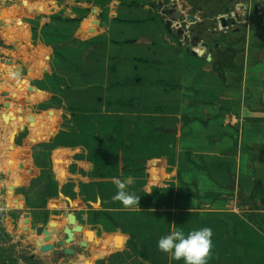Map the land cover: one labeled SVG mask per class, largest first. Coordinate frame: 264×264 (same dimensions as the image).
Returning a JSON list of instances; mask_svg holds the SVG:
<instances>
[{
	"label": "crops",
	"instance_id": "obj_1",
	"mask_svg": "<svg viewBox=\"0 0 264 264\" xmlns=\"http://www.w3.org/2000/svg\"><path fill=\"white\" fill-rule=\"evenodd\" d=\"M225 1L188 0V8L183 12L193 15L196 21L176 20L167 27L171 16L158 13V3L154 0H0V105L4 104L0 111V176L4 173L3 166L12 159L18 148L22 151L29 150L28 136L38 138L39 135L46 136L47 132L51 136V132H56V127H52L54 123H51V116L60 117L50 111L45 116L38 115L33 107L42 101H48V98L41 100L39 96H36V102L27 111L22 112L21 104L28 89L24 87L20 91V83L30 81L37 89L52 93L59 84L55 76L56 68L71 64L73 56L78 58L79 64L84 65L94 52L102 56L108 55L112 60L111 72L115 76L122 58L119 60L117 55L106 51L101 39L106 36L108 45H135L139 38L121 37L126 32H139V37L144 38L145 44L153 47L152 59L134 57L135 61L142 58L155 62L146 65H150L156 72L166 73L169 64L177 66L175 69L179 71L177 79L175 78L177 83L171 75H167L168 78L161 75L160 79L151 82L161 85L165 93L182 91L178 114L180 125L175 146L178 184L173 212L183 215L196 212H237L238 202L232 198L235 191L228 185L230 179L226 184L223 182V185L214 179V184L209 181L208 188L201 185L203 181L200 178H204L201 172L203 162L209 163L211 167L216 164L227 165L231 177L227 171L216 168L210 169L208 174L211 178L236 179V191L239 186L244 188L248 183L247 187L252 192L254 182H257L261 186L257 197L263 202L264 69H257V66L264 60V24L255 16L248 29L234 30L229 34H223L220 30L219 33H214L212 26L215 27V18L223 13ZM174 2L166 0L169 5L173 3L176 4L175 7H182L176 0ZM197 23H205L209 28L203 32L199 42L190 45L187 39L188 26L192 27ZM203 42L208 44L210 60L208 54L194 51L195 47L201 50ZM67 50L72 60L66 55ZM185 54L195 56L197 61H187ZM7 60H12V63ZM102 60L101 57L100 63ZM135 61L131 63L134 64ZM136 78L141 77L135 76L128 81ZM159 82L177 84L180 87L166 92L164 84ZM14 90H19L20 97L13 101L11 99L8 109L5 102L9 99L5 95ZM219 92L223 95L221 99L215 98L216 101L214 94ZM10 111L18 112L25 120L20 122L13 119ZM34 114L50 118L49 124L37 121V118L34 123H30L29 118ZM183 116L193 120L184 124ZM22 123L27 128V137L23 142L19 138V126ZM66 125L65 122L61 123L59 129L64 126L67 128ZM50 136L44 141L50 142ZM236 140L238 145L235 148ZM83 165L87 171L89 165L85 162ZM71 176H77L82 184L88 182V177L84 174ZM6 178L21 177L11 175ZM22 178H27L24 173ZM11 183L14 184V181ZM1 186L5 188L9 184L3 185L0 180ZM75 190L78 192L79 186ZM32 195L28 194L22 201V209L8 207V203L2 205L7 209L1 222L5 241H0V253L7 259L22 262L23 258L31 257L38 260L39 264H139V259L129 248L117 247L114 241L111 244H98V238L112 236L114 231L110 235H102L95 222L87 221V211H71L64 208L66 204L63 202L61 206L64 207L60 208L57 205L60 200L57 202L55 198H48L45 207L24 203ZM218 195L222 197L217 199ZM2 198L4 196L0 195V200ZM65 201L69 202V198H65ZM261 212L264 213L263 207ZM44 214H49V217ZM69 214L75 216V221L70 220ZM51 222L55 224L50 225ZM38 226H44L49 233L39 234L36 230ZM87 231L94 233L93 239H89ZM67 232L72 233L69 241ZM122 238L128 240L123 236ZM152 241L151 235L144 240L136 236L134 238L138 250L147 248L149 252L152 251ZM47 245L52 248L43 250ZM120 253L126 255L125 259H118ZM130 254L131 259L138 263L128 259ZM208 257L212 259L216 254Z\"/></svg>",
	"mask_w": 264,
	"mask_h": 264
},
{
	"label": "rangeland",
	"instance_id": "obj_2",
	"mask_svg": "<svg viewBox=\"0 0 264 264\" xmlns=\"http://www.w3.org/2000/svg\"><path fill=\"white\" fill-rule=\"evenodd\" d=\"M139 36H141L139 32H126L121 37L139 38L135 45H108L105 40L106 36L101 39L106 51H109L111 55H117L119 60L122 58L121 65L117 66L115 76L111 72L112 60L108 58V55L102 56L100 53L94 52L88 63L84 65L79 64L78 58L75 59L73 56L71 64H64L63 67L56 68L55 76L58 78L59 84L52 93H45L37 89L30 81L20 83V91L24 90V87L28 89L21 104L22 112L27 111L30 105L36 102V96H39L41 100L48 98V101H42L35 105L33 110L37 111L38 115L45 116L50 111L60 117L51 116V123H54L52 127H56V132L54 134L51 132V136L47 132L46 136L27 137V133H25L27 128L23 123L20 124L21 137L19 136V138L23 142L27 137L29 150L22 151L18 148L12 155V159L6 166H3L4 173L1 174L0 180L3 185L9 184V186L0 187L2 188L0 195L4 196L0 200V204L7 205L6 203H8V207L22 209L24 208L22 201L32 193V198L25 200L24 203L28 202L30 206L45 207L48 198H55L54 200L57 202L60 200L57 204L58 207L61 206V202L66 204H63L66 207L61 206L60 208L64 207L71 211L81 209L83 212L87 211V221L95 222L104 236L115 231V225L105 216L95 219L93 212L96 208L97 210L99 208L106 210L107 213L111 212L116 223L126 228L122 232L124 238L129 239L133 233L140 240H144V233L151 235L154 264H184L183 260H173L167 254L160 252L157 249V241L173 230L182 229L187 233L191 229L202 227L212 229V248L209 256L216 254V257L212 259L207 258V264H238L236 259L242 260L245 264L255 262L256 257H261L264 253V217L257 216L261 209L259 211L256 209L258 206L264 208V201L262 202L258 197L253 198L255 204L250 201L249 197L252 195L247 187L248 183L244 188L239 186L237 191L236 188L233 189L235 191L233 199L238 202L236 213L196 212L183 215L173 212L178 184L175 170V146L180 125L178 114L182 91L174 90L165 93L161 85L151 82L160 79L161 75H171V78H174L173 80L177 83L176 76L179 71L177 72L175 69L177 66L169 64L166 73L156 72L150 65L135 61L134 57L151 58L153 51V47L146 45L144 38ZM187 39L191 45L193 43L192 35ZM194 49L195 52L200 53L199 48L195 47ZM66 55L71 59L68 50ZM101 57L103 62L100 63ZM187 58V61L190 62L197 61V58L190 54L187 55ZM124 59H130L132 63L133 61L135 63L123 61ZM150 63L152 64L151 60ZM257 69H264V60L261 65L257 66ZM135 76L141 77L142 80L136 82L135 79H132L127 82L129 78ZM125 81L127 84H122ZM25 84L27 86H23ZM19 90H14L12 93L6 92L5 98L9 100L5 103L8 104V109L11 99V101L19 99ZM214 95L216 96L214 100L218 97L221 99L223 93L219 92ZM3 106L4 104L0 105V111ZM10 112L13 119L20 122L25 120L18 112V115ZM36 118L37 121L41 120L44 124H49L50 118H42L35 114L31 115L29 122L34 123ZM64 122L67 123V128L64 126L59 129V125ZM62 130L68 132L65 139L67 144L50 147V142L53 143L57 137L59 139ZM110 131L116 132L114 136L120 135L122 141L113 144L107 141L106 133ZM132 133H136V140L132 141L130 136ZM48 136L51 137L50 142L44 141V139L48 140L46 139ZM92 141L97 142L92 146L89 144ZM130 143L131 147L128 145ZM97 149L99 151H96L98 153L93 160L90 153ZM105 150L106 153H104ZM112 152L118 156L117 166L121 168L124 161L129 159L133 166L138 167L137 171L101 178L95 176V168L110 165L109 159H105L104 164H102V160L106 154L109 156ZM84 162L89 165L87 171L84 170ZM201 172L204 176V178H200V181H203L201 185L207 188L210 186L209 181L213 183L215 180L223 185V182L226 184L231 179L213 178V180L207 171L202 169ZM23 173L27 178H22ZM72 174H84L85 177H88V182L82 184L79 178L72 177ZM6 175L9 177L20 175L21 178H6ZM114 178L125 182L131 178L133 183L128 186L127 190L137 197L139 203L126 207L114 200L113 196L116 191L113 183ZM12 181L15 185L11 183ZM232 183L229 182L228 185L231 186ZM78 186L80 190L77 192L75 189ZM253 186L255 188L257 182H254ZM145 193L156 195L155 197L158 199L150 198V205L158 206L157 208L147 207L149 205L143 196ZM67 197L69 202L65 201ZM195 205H197L196 202ZM132 210H144L147 213L138 215L141 212L134 213ZM124 211H128V213ZM44 216L49 217V214H44ZM137 229L138 231H135ZM250 230L258 231V235L256 236ZM90 234L91 231H87V235ZM250 242L254 246L250 245ZM125 256V254L118 255V259H125ZM131 258L130 254L128 259L134 262V259ZM134 263H138V261L136 260Z\"/></svg>",
	"mask_w": 264,
	"mask_h": 264
},
{
	"label": "trees",
	"instance_id": "obj_3",
	"mask_svg": "<svg viewBox=\"0 0 264 264\" xmlns=\"http://www.w3.org/2000/svg\"><path fill=\"white\" fill-rule=\"evenodd\" d=\"M69 20H71V19H69ZM209 27L204 23V24H197V26L194 28V31H193V36H192V42L193 43H196V42H199L200 40H201V38L203 37V32L205 31V30H207ZM264 46V45H263ZM139 61L140 62H142V63H145V64H147V63H150V60H148V59H142V58H140L139 59ZM152 63H155V62H152ZM142 79L141 78H136L135 79V81L136 82H140ZM127 82H129V81H127ZM127 82L125 81V82H123L122 84H127ZM159 83H163L164 84V90L166 91V92H170V91H172V90H174V89H177V88H179L180 86L179 85H177V84H173V85H169V84H167L166 82L164 83V82H159ZM124 103H126V104H130L129 102H124ZM124 103H122V104H124ZM231 113V112H230ZM182 120L184 121V124H188L189 122H191L193 119L192 118H189V117H187V116H183L182 117ZM67 126V125H66ZM114 133H116L115 131H110V132H108V133H106V138H107V141H110L112 144L114 143V142H121L122 141V139H121V136L119 135V136H114ZM68 136V132H67V130H62V131H60V135H59V139H58V137L53 141V143H50L49 145H50V147H55L56 145H58V144H67V142H65V139H66V137ZM130 136H131V139H132V141L133 140H136V133H132V134H130ZM97 142V141H96ZM96 142H94V141H92V142H90L89 144H91L92 146L94 145V143H96ZM136 143V142H135ZM236 144H235V148L237 147V145H238V140H236V142H235ZM128 145H130V147H131V143L130 144H128ZM92 151V150H91ZM96 151H99L98 149L97 150H93L91 153H90V155H91V159H93V160H95V156L97 155V153L98 152H96ZM94 153H96V154H94ZM104 153H106V150L104 151ZM105 159H109V163H110V165L109 166H104V165H102V166H98L97 168H95V172H94V175L95 176H97L98 178H101V177H105V176H111V175H120V174H124V173H133V172H135V171H137L136 170V168H138V167H136V166H133V164H132V161L131 160H125L124 161V163L122 164V167L120 168L119 166H117V160H118V156H117V154H114L113 152L112 153H110V155L108 156L107 154L104 156V158H103V160H102V164H104L105 163ZM201 168L204 170V171H207V172H210V169H212V168H216V169H218V170H225V171H227V173L230 175V177L232 176L231 174H230V170H229V167L227 166V165H220V164H216L215 166H213V167H211V165L209 164V163H207V162H203L202 163V165H201ZM133 169H135L134 171H133ZM213 179V178H212ZM231 182H233L232 184H231V186H230V188H232V189H235L236 187H235V182L233 181V178H231L230 179V183ZM260 192H261V186L257 183V186L253 189V191L251 192V194L250 195H252V196H250L249 197V199H250V201H253V203H254V200H253V198L254 197H257V195H259L260 194ZM144 196V198H145V200H146V202L148 203V205L149 206H147V207H149V208H157L158 206H155V205H150V198L152 199V200H157L158 198L157 197H155L156 195H150V194H146L145 193V195H143ZM154 196V197H153ZM222 197V195H218L217 196V199H219V198H221ZM232 198H233V195H232ZM255 204V203H254ZM258 206V205H257ZM112 207H115V206H112ZM104 208H105V206H104ZM256 209L259 211L260 209H261V206L259 207H256ZM125 213H128V211H124ZM130 212V211H129ZM132 212H134V213H137V212H141V213H139L138 215H145L147 212H144V210L143 211H135V210H132ZM73 215V214H72ZM93 215L95 216L94 218L96 219H99V218H101V217H103V216H105V217H107L108 218V220L110 221V222H113L114 223V225H115V231H114V233L112 234V236H108L107 238H104V237H102V238H98V244L100 243H106V244H111V242H113L114 241V245L115 246H117V247H126V248H129L131 251H132V253L134 254V255H136V257L139 259V264H154L153 263V251H151V252H149L148 250H147V248H144V249H142V250H138L137 249V247H136V243L134 242V238H135V236L137 237V235H135V234H133L132 233V235L130 236V238L127 240V241H125L123 238H122V232L126 229L123 225H121V224H118V223H116L115 221H114V219L112 218V214H111V212H106V210H95L94 212H93ZM108 215H110V216H108ZM257 216H262V214H261V212L257 215ZM73 221H75V216H73V220H72V222ZM236 227L238 228V225H236ZM251 229V228H250ZM137 231H138V229H137ZM250 231H253L254 233H255V235L257 236L258 235V231H255V230H250ZM93 235H94V233L93 232H91V234L90 235H88L89 236V238L91 239L92 237H93ZM144 235H145V237H147L148 238V235L149 234H146V233H144ZM250 245H252V246H254L253 244H252V242H250ZM258 254V253H257ZM254 257V256H253ZM255 258V257H254ZM31 260H33V259H31ZM256 261L255 262H251L250 264H264V253H263V256H261V257H256V259H255ZM260 260V261H259ZM238 264H245V263H243V261L242 260H240V259H236L235 260ZM252 261H254V260H252Z\"/></svg>",
	"mask_w": 264,
	"mask_h": 264
},
{
	"label": "clouds",
	"instance_id": "obj_4",
	"mask_svg": "<svg viewBox=\"0 0 264 264\" xmlns=\"http://www.w3.org/2000/svg\"><path fill=\"white\" fill-rule=\"evenodd\" d=\"M116 187L113 199L124 206H134L139 203L137 197L127 189L133 183L129 178L126 182L113 179ZM140 199V198H139ZM213 232L210 227L194 228L185 233L184 230H173L157 241V249L167 254L173 260H183L184 264H207V258L212 248Z\"/></svg>",
	"mask_w": 264,
	"mask_h": 264
},
{
	"label": "flooded vegetation",
	"instance_id": "obj_5",
	"mask_svg": "<svg viewBox=\"0 0 264 264\" xmlns=\"http://www.w3.org/2000/svg\"><path fill=\"white\" fill-rule=\"evenodd\" d=\"M153 3L154 2H152V5ZM164 4L165 9L169 4L166 3V1L164 2ZM222 7L223 13L219 15V17L215 18V27L213 24V26L210 24L212 26V29L214 28L213 32L216 34L220 31L223 34H229L234 30L241 31L243 29H248L250 23L252 22V19L255 16L260 18L261 24H264V0H226ZM156 11L160 13V10L157 8V6ZM220 18H224L226 23L224 24V21ZM197 24L192 27H189L190 35L193 34L194 28L197 26ZM3 236L4 234L0 225V241L2 242L5 241L3 239ZM0 264H39V261L31 257L23 258L22 262L13 261L12 259H7L4 255L0 253Z\"/></svg>",
	"mask_w": 264,
	"mask_h": 264
},
{
	"label": "water",
	"instance_id": "obj_6",
	"mask_svg": "<svg viewBox=\"0 0 264 264\" xmlns=\"http://www.w3.org/2000/svg\"><path fill=\"white\" fill-rule=\"evenodd\" d=\"M155 2L158 3L157 5V8L160 10V12L166 16H171V20H169L167 22V27H170L171 24H172V21H176V20H189V21H196V18L191 15V14H185L183 12L184 9L188 8V3L187 1L188 0H176V3H180L182 4V7H175L176 4H173L175 3L173 0V3H170V5H167V8L164 9L165 7V4H164V1L166 0H154ZM163 9V10H161ZM224 21V24L226 23L225 19L224 18H220ZM182 32V30H181ZM209 49H208V44L206 42H203V47L202 49L200 50V53L199 54H202V53H205V54H208V60L211 59V56H210V53L208 52ZM9 63H12V60H7ZM33 84V82H32ZM28 214H26L27 216ZM73 216L72 214H69V218L70 220L72 221L73 220ZM55 223L54 222H51L50 225H54ZM37 232L39 234H41L42 232H44V234H48L49 233V230H45L44 229V226H38L36 228ZM68 234V241L72 239V233L71 232H67ZM52 248L51 245H47V246H44L43 247V250H48ZM68 252H71V250H67Z\"/></svg>",
	"mask_w": 264,
	"mask_h": 264
},
{
	"label": "built area",
	"instance_id": "obj_7",
	"mask_svg": "<svg viewBox=\"0 0 264 264\" xmlns=\"http://www.w3.org/2000/svg\"><path fill=\"white\" fill-rule=\"evenodd\" d=\"M189 36H190V28L188 26V35H187V37H189ZM6 209H7L6 207L0 205V222H2L3 215H4L5 211H6Z\"/></svg>",
	"mask_w": 264,
	"mask_h": 264
}]
</instances>
